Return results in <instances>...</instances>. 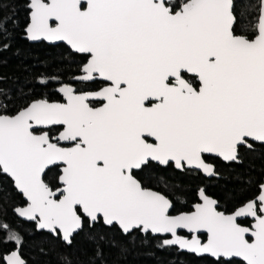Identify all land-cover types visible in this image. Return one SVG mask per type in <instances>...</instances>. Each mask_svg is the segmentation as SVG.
<instances>
[{
	"label": "snow or ice",
	"instance_id": "snow-or-ice-1",
	"mask_svg": "<svg viewBox=\"0 0 264 264\" xmlns=\"http://www.w3.org/2000/svg\"><path fill=\"white\" fill-rule=\"evenodd\" d=\"M7 6L4 51L16 24ZM25 6L23 38L66 47L55 71L42 61L26 85L5 88L0 75V215L5 185L19 201L16 228L0 220V264H125L137 249L264 264V177L230 211L201 187L173 214L190 195L178 177L219 178L209 158L240 166L242 149H264V0L254 13L237 0ZM156 171L172 173L164 191L145 186ZM20 229L33 241L27 257Z\"/></svg>",
	"mask_w": 264,
	"mask_h": 264
},
{
	"label": "trees",
	"instance_id": "trees-1",
	"mask_svg": "<svg viewBox=\"0 0 264 264\" xmlns=\"http://www.w3.org/2000/svg\"><path fill=\"white\" fill-rule=\"evenodd\" d=\"M7 7L2 9V14L7 15L11 13L15 17L16 24L10 25L11 39L9 41L10 47L8 50H0V75L6 77L3 86L9 89H16L20 85H26L27 79L36 73L42 65L40 62L47 61L49 71H55L57 66L61 63V55L65 47L50 46L42 42L30 44L23 37V30L28 22V9L25 6L27 0H6ZM238 10L243 11L244 7H248V11L254 13L259 4V0H237ZM247 22L248 17H244ZM50 99H57L52 96ZM243 165L228 167L222 162H216V171L220 173L219 178H205L200 173L193 175H183L177 178L176 182L181 183L185 189L190 193L184 198V203H178L176 211L189 210L191 203L195 201V196L191 195L198 188H205L208 195L217 198L221 202V210H232L234 205L239 202L252 198L258 191V184L264 176V149L257 146L256 151H248L242 149ZM155 179L151 182L152 186L164 191L163 185L158 181L163 177L168 183H173L168 179L172 175L169 172H153ZM248 176L253 179L250 186L242 189L241 184L237 181V174ZM147 184V183H146ZM6 191H12V196L4 203V208L8 210L7 215H0V220L9 223L13 228H16V221L11 213V207L19 201L16 199L14 190L10 189L9 185H5ZM233 193L231 200L225 201V194ZM21 235L25 238L23 246V255L27 257L31 250L33 243L32 239L26 234L24 229H20ZM85 248L84 242L77 238L73 246V250L81 254L82 249ZM143 249H137L130 255L125 264H208L205 259L197 258L192 255L181 254L177 256L175 253L157 251L154 256L143 255ZM51 259V258H50Z\"/></svg>",
	"mask_w": 264,
	"mask_h": 264
},
{
	"label": "flooded vegetation",
	"instance_id": "flooded-vegetation-1",
	"mask_svg": "<svg viewBox=\"0 0 264 264\" xmlns=\"http://www.w3.org/2000/svg\"><path fill=\"white\" fill-rule=\"evenodd\" d=\"M60 45H63V44H60ZM63 46H64V45H63ZM64 47H66V46H64ZM57 99H58V97H57ZM208 162H209V163H216V162H218V160H213L212 158H209ZM219 162H220V161H219ZM156 172H160V171H156ZM158 174L161 175V173H157V174H155V175L150 174V175L153 176V177H155V176H157ZM201 175H202V174H201ZM202 176H203V175H202ZM50 177H51V174H49V176L46 177V179H50ZM203 177H205V176H203ZM263 177H264V176H263ZM205 178H216V177H205ZM146 183H147V182H146ZM145 186H150V187L152 188V190H155V191H161V190L157 189L156 186L149 185L148 183L145 184ZM258 193H259V189H258L257 193H256L252 198H254ZM252 198H250V199H252ZM190 208H191V206H190ZM190 208H189V209H190ZM173 214H175V213H173ZM202 238H204V237H202Z\"/></svg>",
	"mask_w": 264,
	"mask_h": 264
},
{
	"label": "water",
	"instance_id": "water-1",
	"mask_svg": "<svg viewBox=\"0 0 264 264\" xmlns=\"http://www.w3.org/2000/svg\"><path fill=\"white\" fill-rule=\"evenodd\" d=\"M27 26V25H26ZM25 29V28H24ZM23 34H24V30H23ZM23 38V37H22ZM24 39V38H23ZM25 40V39H24ZM29 43V42H28ZM35 43H40V42H35ZM35 43H30V44H35ZM42 43H44V44H46V45H50V46H55V45H52V44H49L48 42H42ZM65 46V45H64ZM203 175V174H202ZM257 195H259V193L257 194ZM256 195V196H257ZM205 238V237H204Z\"/></svg>",
	"mask_w": 264,
	"mask_h": 264
}]
</instances>
